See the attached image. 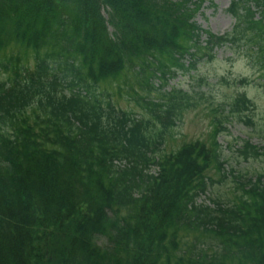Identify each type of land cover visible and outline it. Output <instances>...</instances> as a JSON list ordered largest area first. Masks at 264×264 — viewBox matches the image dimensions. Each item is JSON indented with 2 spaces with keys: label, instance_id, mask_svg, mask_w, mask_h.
Instances as JSON below:
<instances>
[{
  "label": "trees",
  "instance_id": "1",
  "mask_svg": "<svg viewBox=\"0 0 264 264\" xmlns=\"http://www.w3.org/2000/svg\"><path fill=\"white\" fill-rule=\"evenodd\" d=\"M34 1L37 16L16 22L26 16L0 0V47L17 49L0 59V264H264V168L226 171L217 140L229 118L251 126L254 103L236 93L228 114L212 108L207 140L167 150L198 92L161 89L186 56L226 42L264 75V0H232V30L204 45L194 16L206 0ZM127 72L143 115L79 91ZM259 149L245 139L237 152ZM211 169L239 191L213 207L197 203Z\"/></svg>",
  "mask_w": 264,
  "mask_h": 264
},
{
  "label": "rangeland",
  "instance_id": "2",
  "mask_svg": "<svg viewBox=\"0 0 264 264\" xmlns=\"http://www.w3.org/2000/svg\"><path fill=\"white\" fill-rule=\"evenodd\" d=\"M231 1L206 0L194 17L198 26L203 31L215 35H222L232 30L235 19L227 10ZM201 35L204 40L205 32ZM229 45L227 43L214 47L211 53L215 56L212 58H208L202 52H194V56L185 59L186 65L190 59L195 60L194 64L188 69L179 70L177 75L168 81L167 89L176 83L175 86L185 91L200 93L195 94L191 102L183 107L182 117L177 121L172 133L166 136V148L167 150L175 149L196 139L207 140L213 128L211 125L212 108L219 105L220 111L227 110V103L231 98L237 92L244 91L254 103L248 112L252 119L251 126L236 119L231 121L229 119L223 122L225 129L220 132L217 139L221 144L223 157L226 159V164L223 165L225 170L233 168L234 174L239 171L248 176L256 175L264 168V157H250L245 160L242 155L238 154L237 149L241 147L242 140L245 139L256 146L264 145L263 70L250 58L249 53L243 50V47ZM240 78H247L249 82L243 85L240 83ZM133 79L132 73L123 74L117 79V86L115 82L108 83V80L103 79L94 86V91L100 94L103 90L104 92L110 90L109 99L116 108L141 114L139 104L129 92L132 91L133 86L137 92L142 93L139 84L136 81L133 83ZM154 82L157 87L162 79L159 78ZM112 87L115 89L111 90ZM220 111L215 116H220ZM208 174L213 178L212 185L207 193L199 196L197 203L209 204L212 203L211 199L224 203L231 199L232 192L239 193L235 190L233 175L227 174L228 176L221 177L215 169L209 170ZM218 179L220 182L217 181Z\"/></svg>",
  "mask_w": 264,
  "mask_h": 264
},
{
  "label": "bare ground",
  "instance_id": "3",
  "mask_svg": "<svg viewBox=\"0 0 264 264\" xmlns=\"http://www.w3.org/2000/svg\"><path fill=\"white\" fill-rule=\"evenodd\" d=\"M105 16V18L108 17V13L103 14ZM79 91L83 94V96H87V97H91L92 95H94V91L92 88H90L89 86H87V88L83 89H79Z\"/></svg>",
  "mask_w": 264,
  "mask_h": 264
}]
</instances>
